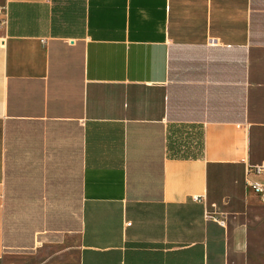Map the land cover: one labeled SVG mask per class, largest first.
I'll list each match as a JSON object with an SVG mask.
<instances>
[{"label": "crops", "instance_id": "crops-1", "mask_svg": "<svg viewBox=\"0 0 264 264\" xmlns=\"http://www.w3.org/2000/svg\"><path fill=\"white\" fill-rule=\"evenodd\" d=\"M0 7V264H264V0Z\"/></svg>", "mask_w": 264, "mask_h": 264}, {"label": "built area", "instance_id": "built-area-1", "mask_svg": "<svg viewBox=\"0 0 264 264\" xmlns=\"http://www.w3.org/2000/svg\"><path fill=\"white\" fill-rule=\"evenodd\" d=\"M2 7H0L1 11ZM264 172V164L261 165H254L250 166L247 170V175L251 173H261ZM247 185L259 196L261 201H264V184L258 182V181H253V180H247ZM198 199V198H197ZM217 213L213 216L216 219ZM222 225H225V220L224 219H217Z\"/></svg>", "mask_w": 264, "mask_h": 264}]
</instances>
